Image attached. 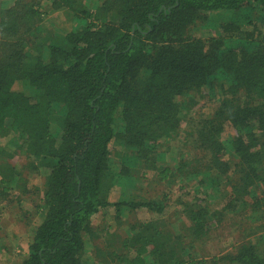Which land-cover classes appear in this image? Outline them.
Returning <instances> with one entry per match:
<instances>
[{"label":"trees","instance_id":"16d2710c","mask_svg":"<svg viewBox=\"0 0 264 264\" xmlns=\"http://www.w3.org/2000/svg\"><path fill=\"white\" fill-rule=\"evenodd\" d=\"M40 1L48 10L38 0L0 4V205L40 192L22 264H264L250 239L205 250L224 213L264 194V0ZM217 12L228 17L210 21L214 36L191 34ZM53 13L65 26L44 35L42 14ZM205 95L214 111L188 118ZM176 138L181 158L159 176L200 177L201 194L228 195L221 210L194 196L182 204L185 221H129L125 237L97 225L109 211L116 225L141 210L163 215L166 196L109 194L144 182L142 170ZM16 155L25 162L12 164Z\"/></svg>","mask_w":264,"mask_h":264},{"label":"rangeland","instance_id":"374dc122","mask_svg":"<svg viewBox=\"0 0 264 264\" xmlns=\"http://www.w3.org/2000/svg\"><path fill=\"white\" fill-rule=\"evenodd\" d=\"M15 0H0L2 7H11ZM41 10L44 12L48 10L46 2H41ZM87 4V7L94 9L99 3V0H84ZM41 28L44 35L54 36L57 33H61L62 30L60 27H64V19H62L60 14H42ZM228 15L222 12L217 13H206L202 21L196 23L191 29L190 32L193 36L200 39H208L209 37L214 36L211 22H222L227 20ZM64 23V24H63ZM196 98L195 105L190 108L188 112V118L195 119L199 121L200 118H204L211 114L214 111L216 106L215 99L210 98L205 95L201 98ZM187 128V127H186ZM172 140H165L164 145H161L158 149L159 161L157 164L149 166L148 169L142 170L144 182L132 181L130 187L124 185H117L112 187L110 190L109 198L114 199L117 196L122 195V192L132 191L131 193L137 198L149 199L166 196L163 215H158L156 213H146L141 210L135 217V219H127L121 222V224L116 225L113 219V212L108 216L98 217L96 224L100 223H109L113 225L111 228L112 231H116L120 234L121 237H125L127 231L126 226L127 222H133L135 220L143 222L149 220H156L160 217L167 221H177V218L184 219L182 215L183 203L194 201V196L198 197L200 201L208 205L211 210L220 211L221 208L226 204L228 195L224 196V199H220V193L215 192L214 189H207L209 193L201 194L200 191H204V187H197L198 177L195 180L184 179L183 181H178L177 179H172V177H164L162 174L159 176V172L163 171L164 168L172 170L178 159L181 156H178L180 146L183 141L179 138ZM187 145V144H186ZM185 147V146H184ZM183 149H180L182 151ZM185 159H192L195 156V153L190 148H187L185 151ZM122 152L118 155L121 156ZM12 164H20L25 162V160L19 155H16L12 160ZM140 174V172H139ZM27 181H29V186H33L38 183L37 178L34 176L25 174ZM203 185V183H202ZM201 185V186H202ZM135 186L134 190L130 188ZM199 190H196L197 188ZM31 188V187H30ZM16 192H12L9 197L14 196ZM40 192L35 193V191H30L21 197V200L18 203L10 206V204L2 203L0 205V264H22V259L25 253H27V243L30 240V237L33 233L34 227H36L37 217L35 213V206L39 205ZM254 201H247L249 205H245L244 209L241 210L239 215L225 214L222 217V224L215 232V236H211L210 240L206 246L205 250L208 251L211 255H217L220 251L226 253L228 251L232 252L233 245L235 242L241 240L250 239L252 243H256L258 251L264 256V201L258 203L256 200L261 198L264 200V194L257 191L254 196ZM246 198L243 199L245 201ZM201 201V203H202ZM237 208V207H236ZM29 213V214H26ZM18 220V223H17ZM109 220V222L107 221ZM104 221V222H102ZM174 225L177 226L178 222H174ZM116 226V227H115ZM101 248H104L105 241H97ZM117 244V243H116ZM113 244V245H116ZM116 247V246H115Z\"/></svg>","mask_w":264,"mask_h":264}]
</instances>
